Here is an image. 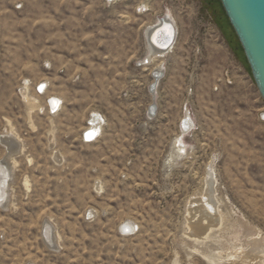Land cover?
Wrapping results in <instances>:
<instances>
[{
	"label": "rangeland",
	"instance_id": "obj_1",
	"mask_svg": "<svg viewBox=\"0 0 264 264\" xmlns=\"http://www.w3.org/2000/svg\"><path fill=\"white\" fill-rule=\"evenodd\" d=\"M206 2L0 0V140L22 149L0 264H264V99ZM168 11L177 41L146 65V27Z\"/></svg>",
	"mask_w": 264,
	"mask_h": 264
},
{
	"label": "bare ground",
	"instance_id": "obj_2",
	"mask_svg": "<svg viewBox=\"0 0 264 264\" xmlns=\"http://www.w3.org/2000/svg\"><path fill=\"white\" fill-rule=\"evenodd\" d=\"M147 5L148 4L141 5V7H139L140 12L150 9V7L148 8ZM159 18H163L165 21L164 24L161 27H159V29H156L155 31L154 30L155 28H152L153 25L157 23V21L146 27L145 35L148 38L146 42L147 52H146L145 58L143 59V62L146 65L152 64L155 60H157L160 57L161 58L165 57L167 53L172 51V49L174 48L175 42L177 41L176 33H178V28H177L176 20L173 17V15L168 11V13L164 17H159ZM150 36H152L151 40H149ZM164 69H165V64L161 63L157 67L152 69L151 71L152 78H153L152 83L154 84V89L151 88L150 90L154 97L157 92L158 83L163 76ZM59 103H60V98L53 97L51 99L50 109L52 110L55 107L54 112L58 111ZM150 109H151V112L154 113L156 111V104L153 103ZM188 117L191 120H193L192 117L189 116V114L185 116L183 120V123H184L183 131H186L187 129L190 128V125H189L190 120L187 119ZM98 119L100 121L99 114L93 113V115H91L92 125L89 129H87L89 130L88 135L90 137H92L93 134H95L98 131V126L96 125V122ZM99 124H101V121ZM193 124L194 122H192V125ZM178 140L179 139H177V143H178ZM0 141L3 143L4 147L7 150L6 156L0 159V206L5 207L9 203V198H10V193H11L10 179L12 178V174H13L12 163L14 162V157L17 154L21 153L22 149H21L20 141L17 139V137H15L11 133L4 134ZM180 146L181 145H179V147ZM208 180H209V183L211 184L213 183V176L211 172L209 173ZM50 223L51 221L49 220L44 221V224H46V226H45V229L43 228V236H44L45 241L48 242L51 247L58 248L59 237L57 233H55L54 227L51 225L52 223L51 224ZM134 227H135V224L132 221H126L122 223V230L125 232L131 233L134 230Z\"/></svg>",
	"mask_w": 264,
	"mask_h": 264
},
{
	"label": "water",
	"instance_id": "obj_3",
	"mask_svg": "<svg viewBox=\"0 0 264 264\" xmlns=\"http://www.w3.org/2000/svg\"><path fill=\"white\" fill-rule=\"evenodd\" d=\"M220 1L242 46L258 91L264 99V0ZM164 22L163 18H159L152 28L156 31ZM151 88L154 89L153 83Z\"/></svg>",
	"mask_w": 264,
	"mask_h": 264
},
{
	"label": "trees",
	"instance_id": "obj_4",
	"mask_svg": "<svg viewBox=\"0 0 264 264\" xmlns=\"http://www.w3.org/2000/svg\"><path fill=\"white\" fill-rule=\"evenodd\" d=\"M206 1H207L206 3L210 6L214 14L215 20L219 25L220 29L222 30L225 38L227 39V41L229 42L235 53L238 55V48H240L241 51H243V49L230 23V20L222 6L221 1L220 0H206Z\"/></svg>",
	"mask_w": 264,
	"mask_h": 264
},
{
	"label": "built area",
	"instance_id": "obj_5",
	"mask_svg": "<svg viewBox=\"0 0 264 264\" xmlns=\"http://www.w3.org/2000/svg\"><path fill=\"white\" fill-rule=\"evenodd\" d=\"M108 1H109V2H114V1H116V0H108ZM46 90H47V84L44 83V82L39 83V84L36 86V91H37V93H39V94H43ZM52 98H53V97H51V98L48 99V104H49V110H50L51 112H54L53 110L50 109V104H51V99H52ZM92 115H93V114H92ZM262 115L264 116V113H263ZM90 120H91V118H90ZM90 120L88 121V125L86 126V130L83 132V140H84L85 142H88V143L95 141V140L99 137V135H100V133H101V124H102V119H101V117H100V121H101L100 129H99L95 134H93L92 137H90V136L88 135V134H89V130H87V129H89V128L91 127V125H92V123H91ZM183 125H184V123H183ZM88 218H89V217H88Z\"/></svg>",
	"mask_w": 264,
	"mask_h": 264
}]
</instances>
